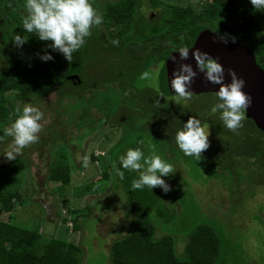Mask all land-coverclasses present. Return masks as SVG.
<instances>
[{
    "label": "rangeland",
    "instance_id": "374dc122",
    "mask_svg": "<svg viewBox=\"0 0 264 264\" xmlns=\"http://www.w3.org/2000/svg\"><path fill=\"white\" fill-rule=\"evenodd\" d=\"M162 1L200 11L213 0ZM246 2L251 4V0ZM104 5L98 8L101 13L107 9ZM19 8L26 14L23 5ZM140 13V29L129 30L127 35L147 37L153 32L151 39L139 42L125 36L121 47L105 49L100 37H107V28L104 24L94 28L92 34L97 37L87 41L91 46L86 58L78 63L82 66L81 82L61 84L63 93L53 91L44 98L34 96L16 103L22 108L25 104L38 107L44 113L43 130L39 142L24 148L17 157L27 165H20L12 188L23 193L25 204L18 202L12 215L2 213L0 217L43 233L44 240L56 237L78 244L84 249L79 264H114L112 242L128 234L136 215L146 212L153 216L157 237H176L179 253L186 247L191 231L199 224L209 223L221 230L227 240L218 262L264 264V134L251 122L238 133L227 129L220 118L221 111H212L219 103L215 93L193 94L182 105L174 101L175 95L165 93L160 80L163 62L149 56L158 59L168 48L183 46L184 35L162 37L160 30L153 31L155 26L163 25L162 7L155 9L150 1H143ZM262 13L256 12L261 24ZM12 38L6 44L11 57L25 55L42 61L41 56L50 53L53 59L57 55L63 58L65 66H73L78 57V52L74 53L69 62L63 53L49 47L51 41H46L43 49L33 51L26 42L17 47ZM62 74H69L68 67L63 68ZM72 77L77 78L75 71ZM161 92L164 96H160ZM15 109H11V123L17 118ZM126 116L132 132L115 155L124 148L139 147L147 156L154 146L156 154L177 170L163 177L170 191L159 186L152 189L155 194L164 192L173 201L166 217L130 199L123 180L111 168L109 151L121 138L126 125L120 120ZM190 117L200 119L210 131V147L199 161L185 156L175 140ZM107 119L116 124L106 126ZM246 122L245 115L243 123ZM11 143L12 138L0 142V170L12 163L3 154ZM85 155L90 159L88 168L82 163ZM55 160L69 166L70 185L48 179L49 167ZM107 168L112 170L110 178L104 174Z\"/></svg>",
    "mask_w": 264,
    "mask_h": 264
},
{
    "label": "trees",
    "instance_id": "16d2710c",
    "mask_svg": "<svg viewBox=\"0 0 264 264\" xmlns=\"http://www.w3.org/2000/svg\"><path fill=\"white\" fill-rule=\"evenodd\" d=\"M2 1L7 4L13 32L21 37H29L26 41L27 48L33 51L43 49L46 41L39 40L35 34L27 33L23 29L24 16L18 11V6L22 4L24 6L25 0ZM150 2L156 7H162L163 25L158 28L155 26L153 29V31L155 29L160 30L159 34L162 37L170 34L177 37L184 35L183 46L189 47L198 32L205 28L202 26V22L207 21L219 33H227L230 37L235 36L238 41L249 46L255 52L257 62L264 65V29L256 16L257 10H254L252 4L245 5L242 0H216L214 4H209L202 10L197 11L192 6L173 5L163 3L162 0H150ZM10 4L11 7H9ZM141 4L142 0H117L113 4H106L105 8L107 9L104 8L103 24L107 28L108 35L107 37H100L101 41L103 40L105 49L111 48L113 50V47H116L111 43L112 39H118L120 43L117 47H121L125 36L129 37L128 40L139 42H146L153 37V32L147 37L145 35L144 37L127 35L129 30L132 32L133 29H140ZM118 26L120 28L117 29ZM221 27H225V30ZM96 37L92 34L88 37V40L96 39ZM10 38H12V35L5 36V44L0 41V49L6 51L0 52V136H3L4 129L11 125L9 120L11 109L19 106L16 103L20 99L29 100L34 96L44 98L53 91L63 93L60 87L61 84L69 81L72 83L81 82L80 72L82 66L78 63L86 58V51L91 46V43L89 45L87 40L83 48L78 51V57H75L73 68L72 65L65 66L64 59L58 55L55 56V59L49 61L35 60L32 57H25V55L8 56L9 50L6 44L10 42ZM96 43L97 41L93 44ZM179 48H168L165 50L166 52L161 53V57L158 59L154 56L149 57L154 58L156 62L165 58L164 60L167 62L174 50ZM166 64L161 69V84L165 93ZM65 67H68L70 74L75 71L77 78L69 77L67 74L63 75L62 70ZM8 92L10 94L6 96ZM19 107L22 109L21 106ZM246 119L247 122L243 126L245 129L248 122H251L264 134L252 119L247 116ZM120 121L126 127L123 128L118 143L112 146L109 151L112 155L110 161L115 162V156L118 157L117 167L124 172L122 180L128 190L130 199L146 205L151 212L166 217L168 216L166 212L168 207L174 206L173 201L168 200L164 192L155 194L147 187L133 191L131 188L132 180L138 178L139 174L124 170L119 163V157L125 155L129 148H124L119 154L115 155L118 146L124 143L127 135L132 132L127 116ZM105 122L106 126L116 124V122L110 123L109 119ZM140 124L138 125L139 129L142 127ZM8 139L10 137L5 138L3 141ZM135 145L136 143L133 146ZM20 165L25 166L27 164L24 159L16 158L7 168L0 170V214L9 213L12 215L18 207V202L21 205L25 204L23 193L12 188V184L20 172ZM27 167L29 168V165ZM111 168L114 169L112 163ZM111 171L107 168L104 172L106 178L111 175ZM48 179L61 182L63 186L70 185L72 174L69 166L58 164L56 160L53 161L49 167ZM167 219L169 221L171 217ZM220 231L212 224H199L191 231L183 252L179 253L176 248V237L172 234L157 237V226L153 221V216L148 212L139 213L133 220L129 233L112 242L110 246L112 261L114 264H223V262H218V259L220 258L223 242H227V240ZM43 238V233L35 229L22 227L13 223L12 220L7 221L0 217V264H79L81 262L82 259L79 255L84 252L83 247L56 237L50 239L47 237L45 240Z\"/></svg>",
    "mask_w": 264,
    "mask_h": 264
},
{
    "label": "clouds",
    "instance_id": "9594fccd",
    "mask_svg": "<svg viewBox=\"0 0 264 264\" xmlns=\"http://www.w3.org/2000/svg\"><path fill=\"white\" fill-rule=\"evenodd\" d=\"M254 10L264 11V0H251ZM12 5L10 4L9 7ZM25 15L22 21L23 29L27 33L35 34L41 41H51L49 45L55 51L63 53L64 57L71 62L74 53L78 52L86 43V38L92 35L94 28H100L104 23V16L95 6L94 0H25ZM214 33H219L216 29H211ZM28 36L21 37L19 34L13 36L17 47H22L28 40ZM229 34L221 36L223 43L227 44ZM233 43L237 37L232 36ZM112 44L118 46L119 40L114 39ZM188 46H182L177 51L180 60L189 57ZM196 61V68L204 74L205 80L212 84L220 85L216 91L219 100L212 111H221L223 125L234 133L244 126L245 112L252 103L250 94L244 91L246 81L237 75L235 69L229 68L228 74L231 82H225V68L218 58L211 56L207 51L196 48L192 53ZM176 61V57H171ZM44 61L53 59L50 53L41 56ZM145 76L148 74L145 73ZM198 72L191 64H181L173 73L171 87L175 93V102L178 105L190 101L193 97L191 85L194 83ZM160 96H164L161 92ZM159 103V101H157ZM17 118L10 126L4 129L0 141L5 138H12L9 148L4 151L7 161H13L22 155L24 148L39 142V133L43 130L42 120L44 113L36 106L25 104L21 109L16 107ZM209 127L202 125L201 120L190 117L183 125V129L178 131L175 137L176 144L185 156L195 157L201 160L202 154L210 147ZM142 143V142H141ZM83 167L88 168L90 159L87 155L83 157ZM119 163L124 170L137 172L138 178L132 180V190H142L145 187L152 190L159 186L165 192L170 191V185L163 179L175 173L177 170L160 155L156 154L155 147L152 146L149 155L137 147L128 149L125 155L119 157ZM112 167L117 174L124 178V172L116 168V162Z\"/></svg>",
    "mask_w": 264,
    "mask_h": 264
},
{
    "label": "water",
    "instance_id": "95a60500",
    "mask_svg": "<svg viewBox=\"0 0 264 264\" xmlns=\"http://www.w3.org/2000/svg\"><path fill=\"white\" fill-rule=\"evenodd\" d=\"M221 34L214 33L212 30L202 31L196 38L194 44L189 47V57L186 60H180L178 51L173 52L166 64L165 86L166 93L175 95L171 87L173 73L181 64H191L193 69L198 72L194 83L191 85L193 94L215 93L220 85L212 84L205 80L204 74L196 68V61L192 56L196 48L207 51L211 56L218 58L225 68V82H231V76L227 70L235 69L237 75L246 81L244 91L252 97V103L246 110V116L252 119L256 126L264 132V68L259 65L255 52L247 45L236 40L232 42L231 38L225 44L221 40ZM176 57V61L172 60Z\"/></svg>",
    "mask_w": 264,
    "mask_h": 264
},
{
    "label": "flooded vegetation",
    "instance_id": "af4514ba",
    "mask_svg": "<svg viewBox=\"0 0 264 264\" xmlns=\"http://www.w3.org/2000/svg\"><path fill=\"white\" fill-rule=\"evenodd\" d=\"M107 0H105V2H106ZM143 1H147V2H149L150 0H142V3H143ZM20 2V1H19ZM105 2H103V1H101V0H94V3H95V5H96V7L97 8H99V7H101L102 5H104V6H106V3ZM216 2V0H213L210 4H214ZM242 2H244L245 3V5H247V2H246V0H242ZM151 3V2H150ZM152 4V3H151ZM23 5V4H22ZM103 7V6H102ZM153 7H155V9H157V8H161V7H156V6H154V4H152V8ZM18 11H20V13H21V15H25L23 12H22V8H19V6H18ZM103 14V13H102ZM153 17V16H152ZM152 17H150L151 19H152ZM258 18V17H257ZM260 19L262 18L263 19V14H262V16L261 17H259ZM10 22H11V16H10V14H8V8H7V4H6V2H4V1H2V0H0V41H1V43H3V44H5V42H6V40H5V36L6 35H13V30H12V27H11V25H10ZM261 24V23H260ZM202 26H204L205 28H203V29H201L199 32H198V34L196 35V37L193 39V41L189 44V47H191L193 44H194V42H195V40H196V38H197V36L202 32V31H204V30H211V29H214V27L213 26H211V23H209V22H207V21H203L202 22ZM261 26H263V28H264V21H263V24H261ZM223 30H225V27H221ZM219 34H221V33H219ZM221 35H223V34H221ZM229 38H231L230 36H229ZM88 40V38H86V41ZM238 41V40H237ZM240 42V41H239ZM241 43V42H240ZM86 44V43H85ZM243 44V43H242ZM177 51V50H176ZM166 52V51H165ZM132 53V52H131ZM132 54H134V53H132ZM135 55V54H134ZM137 56V55H136ZM165 59V58H164ZM161 60L162 62H163V65H162V67L160 68V69H162L163 67H164V65L167 63L165 60ZM260 65V64H259ZM261 67H263L264 68V65H260ZM162 72V71H161ZM76 73V72H75ZM74 73H69L68 75H69V77H72V75H73ZM77 74V73H76ZM160 80H161V78H160Z\"/></svg>",
    "mask_w": 264,
    "mask_h": 264
}]
</instances>
